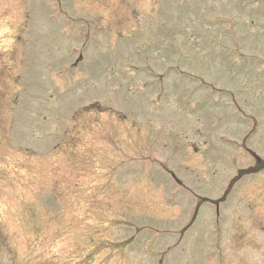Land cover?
<instances>
[{"label": "rangeland", "instance_id": "obj_1", "mask_svg": "<svg viewBox=\"0 0 264 264\" xmlns=\"http://www.w3.org/2000/svg\"><path fill=\"white\" fill-rule=\"evenodd\" d=\"M255 159L264 0H0V264H264Z\"/></svg>", "mask_w": 264, "mask_h": 264}, {"label": "trees", "instance_id": "obj_2", "mask_svg": "<svg viewBox=\"0 0 264 264\" xmlns=\"http://www.w3.org/2000/svg\"><path fill=\"white\" fill-rule=\"evenodd\" d=\"M260 163H261V164H264V161H261ZM261 166H264V165H261Z\"/></svg>", "mask_w": 264, "mask_h": 264}]
</instances>
